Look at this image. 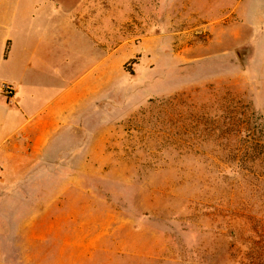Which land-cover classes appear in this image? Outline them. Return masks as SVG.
I'll list each match as a JSON object with an SVG mask.
<instances>
[{
    "label": "rangeland",
    "instance_id": "rangeland-1",
    "mask_svg": "<svg viewBox=\"0 0 264 264\" xmlns=\"http://www.w3.org/2000/svg\"><path fill=\"white\" fill-rule=\"evenodd\" d=\"M100 4L104 91L3 179L27 187L17 212L42 234V264H251L264 253V0Z\"/></svg>",
    "mask_w": 264,
    "mask_h": 264
},
{
    "label": "crops",
    "instance_id": "crops-1",
    "mask_svg": "<svg viewBox=\"0 0 264 264\" xmlns=\"http://www.w3.org/2000/svg\"><path fill=\"white\" fill-rule=\"evenodd\" d=\"M104 31L100 0H0V264H42V234L17 212L27 187L3 179L25 176L104 91Z\"/></svg>",
    "mask_w": 264,
    "mask_h": 264
},
{
    "label": "trees",
    "instance_id": "trees-1",
    "mask_svg": "<svg viewBox=\"0 0 264 264\" xmlns=\"http://www.w3.org/2000/svg\"><path fill=\"white\" fill-rule=\"evenodd\" d=\"M241 168V163L238 165ZM251 261L249 263L264 264V253L258 254L255 258L250 257Z\"/></svg>",
    "mask_w": 264,
    "mask_h": 264
}]
</instances>
